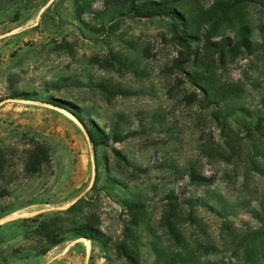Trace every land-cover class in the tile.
<instances>
[{"label":"rangeland","instance_id":"rangeland-1","mask_svg":"<svg viewBox=\"0 0 264 264\" xmlns=\"http://www.w3.org/2000/svg\"><path fill=\"white\" fill-rule=\"evenodd\" d=\"M129 1L0 0V264H264V0Z\"/></svg>","mask_w":264,"mask_h":264},{"label":"trees","instance_id":"trees-1","mask_svg":"<svg viewBox=\"0 0 264 264\" xmlns=\"http://www.w3.org/2000/svg\"><path fill=\"white\" fill-rule=\"evenodd\" d=\"M129 8L132 12L136 14L144 13L148 14V16H154L157 14L171 15L180 21V25H185L183 17L174 8L167 5H157L154 3H142L140 5H135L133 0H130ZM212 46H214V44H212ZM72 115H74V117L83 125L94 149L97 146L106 145V135L99 128H97L94 123L88 121V124H86L85 119L82 117V115H79L78 113L72 112ZM77 231L79 232L81 237L92 239L91 236L93 235V233L90 227L83 226Z\"/></svg>","mask_w":264,"mask_h":264},{"label":"bare ground","instance_id":"bare-ground-1","mask_svg":"<svg viewBox=\"0 0 264 264\" xmlns=\"http://www.w3.org/2000/svg\"><path fill=\"white\" fill-rule=\"evenodd\" d=\"M67 114V113H66ZM67 115H69V114H67ZM70 116V115H69ZM74 118V117H73ZM14 217V216H13ZM86 242V244H88V242L87 241H85Z\"/></svg>","mask_w":264,"mask_h":264}]
</instances>
